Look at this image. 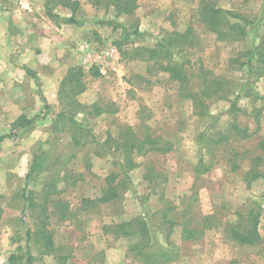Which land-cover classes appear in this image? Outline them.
Segmentation results:
<instances>
[{
  "label": "rangeland",
  "instance_id": "obj_1",
  "mask_svg": "<svg viewBox=\"0 0 264 264\" xmlns=\"http://www.w3.org/2000/svg\"><path fill=\"white\" fill-rule=\"evenodd\" d=\"M46 1L42 0L45 16L39 8L33 9L45 21L35 24L36 36L29 40L34 63L0 74L2 83L8 78H31L33 99L36 94L39 99L38 110L23 114L33 123L22 128L13 125L21 115H2L7 111L0 103V137L13 135L0 141V258L9 263L12 254H25L29 242L35 264H55L59 255H69V264H144L130 251L139 237L121 235L118 227L143 216L160 227L154 226L156 242L178 252L177 259L167 264H264V178L250 175L255 169L264 172V163L257 166L254 160L264 155L259 144L264 137V74L251 75L247 64L242 65L248 59L244 53L264 37V0H207L249 19V35L241 40H220L200 21L203 0H135L133 13L119 12L113 0H78L76 17L82 25L50 18ZM24 4L0 0L1 44H22L23 36L13 34L23 30L15 22L8 24L10 12ZM54 12L72 15L61 3ZM118 25L149 33L127 44L129 49L152 47L167 33L191 29L193 43L182 54L191 62L187 65L190 86L173 79L160 63L141 57L123 59L116 44L122 34V27L114 29ZM81 44L89 45L99 62L86 61ZM16 53H0V64L5 66ZM75 66L85 73L86 89L78 94L63 84ZM205 77L252 87L250 95L237 99L242 110L236 119L228 113L230 101L207 97L211 113L219 117L218 124L208 128L207 118L186 96L189 88L198 91ZM237 95L228 97L236 100ZM97 106L105 111L97 114ZM61 112L68 118L57 123ZM72 116L92 128L101 141L120 138L122 130L130 127L140 139L150 135L169 150L134 153L136 166L129 170L132 186L121 189L114 201L85 204L86 198L102 196L107 177L120 171L117 161L123 156L99 154L98 146L87 142L85 127L82 134L72 128L68 120ZM233 121L252 134L247 138L231 134L227 141L217 142L220 133L231 131ZM255 202L263 205L262 238L254 246L241 245L230 229L246 225ZM166 213L176 221L174 227L164 224ZM206 215L211 216V225L204 221ZM44 223L53 232L54 253L46 252L44 241L35 234ZM187 224L201 234L183 240Z\"/></svg>",
  "mask_w": 264,
  "mask_h": 264
},
{
  "label": "trees",
  "instance_id": "obj_2",
  "mask_svg": "<svg viewBox=\"0 0 264 264\" xmlns=\"http://www.w3.org/2000/svg\"><path fill=\"white\" fill-rule=\"evenodd\" d=\"M59 3L70 8L72 10V15L69 17H63L59 13H55L54 7L58 6ZM113 3L119 12L133 13L135 9V0H113ZM52 4L54 5L52 6ZM80 7L81 4L78 0H47L46 14L53 19L62 18L64 22L68 24L82 25L83 21L76 17ZM198 17L200 21H202L210 30L217 34V37L220 40H241L249 35L246 26L250 24V21L246 16L218 7L213 2L203 0L199 6ZM231 18H238L241 20V22L232 21ZM107 23L113 24V22L110 21H107ZM119 26L122 27V34L121 39L116 41V44L123 59H135L141 57L145 60H151L160 63L162 68L166 70L173 79L179 81V83H181L185 88L190 86V75L187 72V65L191 62L189 59L186 60L182 54L188 51L186 47L191 46L193 43V31L191 29L184 33H167L159 38L157 43L152 47L142 46L129 49L126 47L127 44L133 43L135 38L143 39L149 35V33L141 31L137 26L126 27L124 25H118L115 26L114 29H117ZM244 54L248 59L246 63L242 62V65L247 64L249 73L251 75L253 74L259 77L263 76L264 37L260 39L257 45H254L251 50ZM236 62L238 61L236 60ZM84 75V70L81 67H71L64 79L63 84L65 86L70 85L74 94L81 93L86 89L83 79ZM64 85L61 88V93L64 89ZM251 90L252 87L244 88L242 85H239L238 82L215 77L210 80H204L203 85H201L198 91L193 90V88H189L186 96L187 98H191L193 100L195 103V108L200 116L207 118L208 128H210L218 124L217 120L219 117L211 113L205 98L218 97V99L223 98L230 101L231 105L228 109V113H230V115L236 119L239 111L242 110V108L238 105L237 99L241 95H250L251 93L247 92H250ZM232 93H238L235 98L236 100L229 99L230 97H228V94ZM95 110L97 114H101L105 111V109L101 106H97ZM258 117L259 114L257 112L255 118L258 119ZM67 118L68 117L64 112L59 113L57 115V123L60 120H67ZM68 120L76 133L82 134L84 131L83 128L85 127L87 142L98 146L99 154L113 153L115 155L118 154L123 156V160L121 159V161H117L120 171L112 173L107 177V187L103 190L102 196L96 199L86 198L84 199L85 204H99L114 201L119 198L121 189H127L130 185L132 186L129 170L136 166V163L133 160L134 153H147L149 150L166 152L169 150L166 147L160 146L158 139L150 135H147L144 139H140L136 132L130 127L122 130L120 138L112 139V137H109L105 141H101L93 133L92 128L84 125L83 122L77 121L73 116L69 117ZM32 123L33 119H28L25 115H21L17 118L13 125L16 128H22L27 127ZM230 128L231 131L220 133L216 141L219 143L225 142L230 138L231 134H238L243 138H247L252 134L248 127H242L236 121L230 122ZM205 134L206 133H203L200 137V140L203 144L205 140ZM12 136V134L1 136L0 141L4 140L5 137ZM75 142L79 144L80 139L75 137ZM259 144L264 152V137L261 139ZM254 160L256 165L259 166L260 163H264V155L255 157ZM206 170H209V167H207ZM250 175L253 179H257L259 177L264 178V172L258 171L256 169L251 170ZM26 193L27 192L25 190L23 193L24 198L26 201H28L30 199V195L26 196ZM254 204L256 207L250 212L249 218L246 221V225H243L239 228L230 229L231 237L241 245L254 246L262 238L259 231V226L263 213V205L261 202H255ZM1 212L2 210L0 208V214ZM46 214L48 215V213ZM203 219L206 224L211 225L210 215L204 216ZM163 221L164 224H167L170 227H174L176 223L174 219L169 217V213L164 215ZM154 226L156 227L157 225H151V223H149L145 217L137 216L133 220L124 222L118 227L121 229V235L124 234L132 238L139 237L136 242L131 245L130 251L144 264H167L172 262L173 260L177 259L178 252L175 251V249L173 250L165 245H161L158 241L156 242V235L153 234L156 231L154 230ZM35 234H39L44 241V250L46 252H55L53 232L48 229V225H46V223L39 227L38 233ZM200 234V229L189 227L187 224L183 229L182 238L183 240H191L198 237ZM69 260V255H59L55 264H69ZM9 264H35V257L31 251L29 242L25 248V254H12L9 258Z\"/></svg>",
  "mask_w": 264,
  "mask_h": 264
},
{
  "label": "crops",
  "instance_id": "obj_3",
  "mask_svg": "<svg viewBox=\"0 0 264 264\" xmlns=\"http://www.w3.org/2000/svg\"><path fill=\"white\" fill-rule=\"evenodd\" d=\"M2 1L9 4H13V3L19 4V2L25 3L23 7L16 6L17 8L14 10L16 11L15 13L10 12L11 17L9 19L10 23L8 24L10 25L12 21L13 26L16 25V27H19L20 30H23L22 33L20 31H17V34H13V36L17 38L23 36L22 44L18 45V44L0 43V53L2 55L5 52L6 53L18 52L16 53V55H14L13 59H8V62L5 64V66L0 64V74L6 75L5 70L7 73H10L11 71H13L14 73L17 68L23 69L25 66H31V64L34 63L35 60L33 56L34 46L33 44L30 43L29 40L31 36H36L33 35V32H35V24H37L38 22L39 25H42V23L44 24L45 21L38 19L33 9L37 10L39 8L38 12H40L41 15L45 16V7H44V2H42V0H2ZM31 4H33V8ZM17 11H19V13ZM9 35H11V33L8 34V36ZM5 82L6 83L0 82V91H1L0 103L2 106L1 108L7 111L1 113L2 115H9V114L31 115L34 113L35 110L39 109L38 94H36V97L34 99L32 96L34 89L32 88L33 81L31 78L25 76L17 79L8 78L6 79ZM23 82L24 84L21 85V83ZM28 94L31 95L30 96L31 101H28V97H27ZM34 101L36 103L35 107L33 106Z\"/></svg>",
  "mask_w": 264,
  "mask_h": 264
},
{
  "label": "built area",
  "instance_id": "obj_4",
  "mask_svg": "<svg viewBox=\"0 0 264 264\" xmlns=\"http://www.w3.org/2000/svg\"><path fill=\"white\" fill-rule=\"evenodd\" d=\"M80 51L85 54L86 61L97 60L95 58V53H93L92 51H90L89 45H87V44H81L80 45ZM97 62H99V60H97ZM100 70H101V72L105 73L104 66L100 67ZM0 264H9V263H8L7 259H5L4 257H1L0 258Z\"/></svg>",
  "mask_w": 264,
  "mask_h": 264
}]
</instances>
